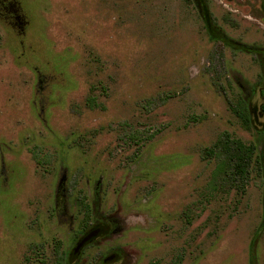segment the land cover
<instances>
[{"label":"rangeland","instance_id":"obj_1","mask_svg":"<svg viewBox=\"0 0 264 264\" xmlns=\"http://www.w3.org/2000/svg\"><path fill=\"white\" fill-rule=\"evenodd\" d=\"M261 105L264 0H0V264H264Z\"/></svg>","mask_w":264,"mask_h":264},{"label":"trees","instance_id":"obj_2","mask_svg":"<svg viewBox=\"0 0 264 264\" xmlns=\"http://www.w3.org/2000/svg\"><path fill=\"white\" fill-rule=\"evenodd\" d=\"M228 104L242 126L250 129L254 124L253 116L243 97L236 95L234 99H228ZM261 108L264 109V105H261ZM202 157L214 163L209 186L216 190L224 181H228L232 188L243 190L249 173L259 164L254 143L244 142L228 132H223L210 146L204 147ZM80 204L88 213L89 206L84 199H81Z\"/></svg>","mask_w":264,"mask_h":264},{"label":"water","instance_id":"obj_3","mask_svg":"<svg viewBox=\"0 0 264 264\" xmlns=\"http://www.w3.org/2000/svg\"><path fill=\"white\" fill-rule=\"evenodd\" d=\"M96 232H97V229H92L86 234H84V236L77 243L74 250L77 251L83 244H85L88 240H90L96 234Z\"/></svg>","mask_w":264,"mask_h":264}]
</instances>
